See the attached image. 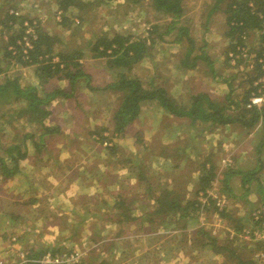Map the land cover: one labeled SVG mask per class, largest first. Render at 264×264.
<instances>
[{
  "label": "rangeland",
  "instance_id": "obj_1",
  "mask_svg": "<svg viewBox=\"0 0 264 264\" xmlns=\"http://www.w3.org/2000/svg\"><path fill=\"white\" fill-rule=\"evenodd\" d=\"M91 1L95 2V0ZM230 1L220 0L216 3L215 0H184V13L180 25L190 28V37L196 41L195 48H193L194 55L204 52L208 61L211 60L214 63L218 76L224 74L228 78H233L231 84L236 85L235 88L239 87L235 96L239 95L237 98L242 100L241 95L250 86L248 84L249 74L254 75L257 70L253 65V56L249 60H241V63L233 64L230 59L228 62L227 56H230L226 52L228 41L222 33L226 24L224 18L217 16V14H221ZM215 4L219 11L214 15L211 11V16L208 15V11ZM10 7L20 8L24 11V15L34 19L37 24L40 21V26L50 35H59L64 41L63 45L68 50L75 49L77 45L84 43L91 37L92 33L89 32L93 30L96 32L108 30L109 33L118 32L124 35L146 37L150 34L149 32L154 30L152 27L154 24L161 25L162 28L158 31H163L166 28V23L170 21L169 15L156 11L150 5V0H142L137 4L126 0H113L106 4L102 3L88 8L85 12L87 22L82 25L75 38L69 36V31L64 30L59 23L61 17L56 0H0V19L4 17L5 11ZM205 22H207V26H205ZM204 27H213L215 31L205 32ZM17 28H19L18 24L8 30L13 33ZM156 34L157 31L152 33V36L157 38V42L152 48L151 56L135 65L130 75L139 77L145 84L153 81L163 85L166 89L168 88L170 95L183 106L192 103L190 97L192 94L202 91L208 92L215 85V81L219 82L218 78L212 81L214 72L205 57L197 61L196 67L189 68L182 64L186 50L190 47L187 37L182 42H175L173 39L178 34L176 31L165 35L164 40L163 38L162 40L158 39ZM1 38L2 35H0V41ZM246 43L248 48L252 49L250 50L252 55L256 54V47L259 44L258 35L249 36ZM3 54L4 51L0 52V64L5 67L7 61L3 59ZM83 60L86 63V72L88 71L87 73L92 76L91 84L99 87L97 90L91 91L82 84L83 87L78 98L61 96L58 100L51 102L52 114L46 119V122L58 125L63 133H55L45 138L47 150L53 152L64 149L62 152L65 153L64 156L55 154V157H59L57 159L61 160L60 164L55 160L47 162L51 168L49 174H51L53 181H48V174L43 173L40 169H31V163L25 164L27 166H24L25 172L21 178L22 188H34L33 194L36 195L37 190L43 193L37 195L38 201L30 206L27 205V198L29 197L27 195L30 193L25 192L21 195L11 192L8 195V202H11L8 204L9 209L14 205L17 206L23 219L16 221L15 224L9 221L11 224L7 226L5 221L0 218V255L5 256L8 252L16 255L20 250L40 251L48 249V252H54L59 248L60 251L66 253H80L81 260L77 264H115L114 250L125 249L129 252L130 262L117 264H218V262H222L224 255L214 253L209 247L200 248L197 240L201 241L203 236L196 238L192 234L195 229L201 226L205 231H210L212 235L217 237L218 241L231 238V234L224 227L227 219L223 220L217 214H213L212 209L203 210L202 207L198 210L197 218L187 221H185L186 219L180 221L170 214H151V211L157 209L158 204L154 203L149 196L162 190L163 182L166 179H168V184L174 185V188H178L177 191L185 194L186 184L190 180L191 168L199 170L201 168L200 162L209 156L212 157L217 166L218 176L213 187L207 191L212 198L216 199L218 204H224L236 212L237 216L242 215L243 223L248 227L247 230L254 229L255 224L251 216L261 215L262 208L259 205L248 206L245 200L240 201L241 197L234 196L242 191L239 180L238 182H229L232 192L226 190L221 171L226 168L223 165L225 158L223 151L227 153L228 150L225 151L226 147L223 148L221 144L213 147L212 142H205L213 141L214 135H216L229 146V151L237 153L238 149H241V142L244 141L246 145L248 143L246 140H240L237 136H233L231 132L241 134V130L243 133H248L249 129L245 128L242 123L236 122L233 129L228 131L229 134L225 135L222 126L213 125L211 126L213 128L210 129L211 127L207 128L205 122H201L193 130L187 128L175 130L173 126L180 125V122L186 120L168 117L156 101L150 100L142 104L139 116L127 127V134H124L123 137L118 135L110 142L104 141L103 146H101L99 135L91 134L90 132L94 129L92 130L90 126L96 123L97 130L103 126L109 127L108 131H103L105 136L111 135L113 132L111 113L104 110L111 107L115 108L119 105V101L112 91L106 90L104 87L111 81H115L116 75L111 69H108L104 60L89 57ZM7 73L14 75L13 77L20 75V82L23 86L28 84L38 86L37 78L30 67H23L20 64L11 65ZM59 84L65 86L68 83L60 81ZM219 89L221 93L224 90V88ZM22 105H24L23 102H0V146L15 143V132L22 134L24 131L33 133L40 130L33 124L27 123V120L18 118L17 114L14 113V109ZM257 126L260 127L261 123L258 122ZM257 126L256 128H258ZM256 128H251V131ZM139 132L144 135L145 140L142 142H136L134 137ZM193 136H195L194 141L202 140L197 141L200 145L198 151L191 147L188 149V154L185 153L181 157L180 153L179 156H176L178 160L176 158L168 160L163 156V144H170V154H173L172 149L177 152V147L181 149L184 145H190L189 138ZM146 140L149 143L148 147L145 146ZM27 142L29 148L32 149V141ZM113 143L118 145L117 153H111L108 148H104L107 145H113ZM187 155L190 156L187 157ZM246 157L250 159L247 169L250 170L254 167L255 162L253 152ZM127 159L131 161H127ZM236 162L244 165L245 159L237 158ZM231 164L232 158L228 164L229 167ZM261 165L264 168V160ZM90 169L94 173L92 176H96L98 171H103V175L108 174L107 178L104 177L105 175L99 178V191L92 189L86 195L77 192L72 195L73 198H77L75 201L70 199L67 194L61 193V184L67 183L69 185L71 179L77 174L76 171H82L86 181V174H89ZM189 170L191 171L189 172ZM260 171L258 170L261 175ZM31 172L32 176H30ZM142 173L152 183L154 181L156 184L155 187L152 184L153 191H147L149 186H146L147 180H141ZM63 174H65V178H63ZM252 176L256 177L257 174ZM93 178L96 179L97 177ZM93 183H98V181L95 180ZM30 184L33 186L30 187ZM112 184H114V191H116L115 195L120 197L117 198L118 205L122 204L123 206L108 210L107 200L110 199V196L106 193L105 187ZM255 185L256 182L251 181L250 186L254 188ZM202 193L199 195L201 202L203 201ZM193 195L189 193L186 196L192 197ZM65 197L70 199L68 205L63 203L62 199ZM205 199L206 202L208 197ZM126 207L130 209L131 215L123 220L116 212L125 211ZM185 223H187V228L183 226ZM262 225L261 230L264 234V223L262 222L257 227ZM258 229L256 228L255 232L261 231ZM192 238L195 239L196 246L191 241ZM244 238L249 240V238ZM244 238L234 242V247L241 249L239 252L242 254L251 255L259 264H264V260H260L262 256H259L262 252L256 248L254 242L243 245ZM175 247L181 250L180 255L174 251ZM137 249L138 251L135 253L131 252V250ZM164 249L168 255L165 254ZM109 255L113 256V261ZM232 260L228 259V264H231L229 262Z\"/></svg>",
  "mask_w": 264,
  "mask_h": 264
},
{
  "label": "trees",
  "instance_id": "obj_2",
  "mask_svg": "<svg viewBox=\"0 0 264 264\" xmlns=\"http://www.w3.org/2000/svg\"><path fill=\"white\" fill-rule=\"evenodd\" d=\"M113 0H56L58 5V10L60 12L59 23L63 26L64 30L69 31L71 37L77 36L82 25L87 22V17L85 12L91 6H97L102 3H108ZM131 1L134 4L140 3L142 0H126ZM94 2V3H93ZM150 5L158 12H162L165 15H169L170 21L166 23V28L163 31H158L162 28L159 24H154L153 31L149 32L146 37L133 36L130 34H121L118 32L109 33L106 31L96 30L90 31L91 37L84 41V43L77 45L75 49H66L63 45V40L59 35H50L43 27L35 24L34 34H26V26L24 22H28L32 25L33 20L24 15V11L17 7H10L4 13V17L0 19V35H2L0 41V52L4 51L3 59L7 61V66H1L0 64V102L5 101H16L23 102L24 105L19 106L14 109V113L17 114L18 118H23L27 120V123L33 124L34 126L40 128L38 132H27L24 131L22 134L19 132L14 133L15 143L10 145H3L1 147L2 153L0 154V173L5 178H9L15 175L19 169L21 161L29 157L30 149L28 146L29 140L33 143V152L38 159L37 163L42 164L43 162V152L47 150V142L45 138L52 134L63 133L58 125L49 124L46 119L51 116L52 111L50 104L53 100H58L59 97L64 98H78L79 92L82 89V84L86 85L91 91L97 90L99 86H94L91 84V77L85 70L86 63L84 58H92L98 60H104L107 64L108 69L116 75V80L108 83L104 89L110 90L114 95L117 96L119 105L115 108L105 109L104 111L111 113L113 124L111 135H103V131H108L109 127L103 126L99 130L94 128L91 134L99 135V140L101 146L104 141H112L114 137L122 136L127 134V127L131 125L135 119L139 116L141 111V106L145 101L154 100L157 102L159 107L167 114L168 117H178L186 120L177 124L175 130H183L187 128L188 130H193L198 123L205 122L207 128L213 125H227L235 121H239L246 128L251 131V128L255 127L258 122L264 125V104L260 107L248 108L247 102L251 97L252 93L256 91L253 86V82L262 73V64L259 62L260 59H264V0H232L227 9V28L222 31L223 35L228 41L227 55L230 52L234 54H240L238 63L241 60H249L251 56L254 58L253 65L257 70L256 74H249L250 80L248 84L250 85L243 94L242 100H235L230 97V94L234 92V89L228 94L226 101L219 100V98L213 99L209 96L207 92H199L192 95V103L190 105H181L176 101L172 95H170L168 88L164 87L159 83L145 84L139 77L133 76L132 73L135 65L142 62L145 58L150 57L152 53V48L157 42V38L152 33L157 31L156 36L158 39L164 40V36L168 35L174 31L178 34L173 39L175 42H182L185 37L188 38V45L190 46L186 50L182 64L186 67L192 68L197 66V61L205 57L208 61V57L204 52L194 55L195 39H192L189 34L190 28L188 26L180 25L181 18L184 13V0H150ZM216 6H214L215 8ZM213 8V9H214ZM212 9V10H213ZM11 10H18L19 14L11 12ZM85 10V11H84ZM18 27L13 33L11 30L15 25ZM34 25V24H33ZM73 25H76L73 27ZM207 26V22H205ZM9 29V30H8ZM205 32L214 31L209 27H204ZM8 35V37H7ZM251 35H258L259 44L256 47V54L252 55L250 47L248 48L246 39ZM5 37V38H4ZM30 41L31 47H26V42L24 38ZM21 41V42H18ZM242 48L250 52L249 58L242 57ZM26 50V52H25ZM228 62L230 56H227ZM1 61V58H0ZM211 66V70L214 72V78H218L219 81L228 82L230 79L224 74L218 76L217 71L214 68V63L210 60L208 61ZM20 64L21 66L30 67L34 71V76L37 78L38 86L33 84L21 85L20 75L8 74L7 71L11 65ZM254 73V72H253ZM66 81L67 88H63L59 82ZM231 86V84L229 85ZM239 110V113L235 111ZM230 111V112H229ZM232 111V112H231ZM164 113V114H165ZM264 127V126H263ZM211 127L210 129H212ZM248 131V132H249ZM144 135L139 132L134 135L136 142H142ZM38 138V139H37ZM192 139V138H190ZM148 141L146 140L145 146L148 147ZM117 144L107 145L104 148H108L111 153H117ZM170 144H163V156L168 159L178 158L181 153V157L185 153L179 148L176 152L173 150V154H170ZM53 152L58 153L57 150ZM162 153V152H161ZM175 156V157H174ZM189 157V156H187ZM127 161H131L127 159ZM201 168L198 170L199 176L196 179V191L192 197H187L185 194L177 191L178 188H173L172 184H168V179L163 182V189L157 191V193L149 196L154 203L158 204L157 209L151 211L153 213H164L170 214L172 217H177L178 220H193L198 217V210L202 209H212L213 214H217L218 217L228 221L225 223L227 232L231 234V238L228 237L226 240L218 241V238L210 233V231H205L203 227H197L192 235L203 236L201 241L197 244L200 248L204 249L210 248L216 254L224 255L222 256L224 260L218 262V264H228V259H233L229 263L231 264H259L253 259L249 254H242L238 247H234V242L242 240L248 227L243 223V216H237L236 212H233L225 205H218L216 199L208 197L207 201L203 204L199 200V195L201 192L205 193L208 189L213 187L214 181L217 179V166L212 160V157H207L205 160L200 162ZM231 166V165H230ZM222 170V169H221ZM243 169H235L234 167L226 166L224 170L221 171L223 175V181L226 186V190L232 192L230 189L229 182L240 181V185L243 189L244 194H248L251 191H255L258 194L260 202L256 203L259 205L263 212L259 215L258 219H255L252 215V221L255 224L254 229H250L253 232L256 228L262 229L263 225L260 227L262 222L264 223V177L259 174L258 170H248L242 171ZM235 174L241 175L240 177L234 176ZM253 174H257L253 177ZM264 174V173H263ZM191 179V177H190ZM234 179V180H232ZM141 180L149 186L147 191H153L151 180L141 174ZM150 180V181H149ZM255 181V188H252L251 181ZM156 184H154V187ZM149 191V192H150ZM242 194V193H241ZM241 194L234 195L235 197H241ZM120 198L119 196L117 197ZM116 198V206L118 205V199ZM129 208L126 207L125 211L116 213L124 219L130 217ZM149 214V215H151ZM132 219V217H131ZM187 228V223L183 224ZM184 228V229H185ZM233 234V235H232ZM242 237H240L239 236ZM252 237L247 240L242 241L243 245L246 243L254 242L256 248L261 251L263 255L260 260H264V239ZM193 244H195V239L192 238ZM222 242V243H220ZM246 247V246H244ZM54 248V246H53ZM179 248V247H178ZM197 248V247H195ZM244 250V249H243ZM32 257L38 259L48 252L47 250L34 251L31 250ZM60 249L57 248L52 253L59 252ZM248 253V249H247ZM27 264H38V263H27Z\"/></svg>",
  "mask_w": 264,
  "mask_h": 264
},
{
  "label": "crops",
  "instance_id": "obj_3",
  "mask_svg": "<svg viewBox=\"0 0 264 264\" xmlns=\"http://www.w3.org/2000/svg\"><path fill=\"white\" fill-rule=\"evenodd\" d=\"M219 1L220 0H215L216 3L219 2ZM228 5H229V3L227 4L226 8L224 9V11H222L221 14H217V16H221V17L224 18L225 24H226V26H225L226 28H227V23H226L227 22L226 21L227 12H226V9H227ZM214 6H216V4L212 6V9L214 8ZM212 9L208 11V15H210V16L212 14L211 11H213V15H214V13H216V12L219 11V8L218 7L217 8L215 7L213 10ZM211 29L214 30L213 27ZM225 29L223 31H225ZM212 79H213L212 81L217 80L216 78H213V77H212ZM217 83H219V84L216 85ZM230 84H231V79L228 82H226V81L216 82L215 81V85H213L212 89H210L207 93L213 99L219 98V100H225L226 101L227 96H228L230 90L232 91L234 89V92H232V94H230V97L232 99H235V100L239 99V98H237V97H239V95H236L235 96V92L239 90V87L238 88H235L236 85H232V84H231V86H229ZM62 87L63 88H67V84H65V86L63 85ZM219 88H221V90L224 88V90H223L222 93L219 92L220 91ZM203 92H205V91H203ZM243 94L241 95L242 97H243ZM192 95H194V94H192ZM192 95L190 97H192ZM235 112L236 113H239V110H236ZM72 120H74V117H72ZM236 122H239V121L233 122L234 124L233 123H230V124H227V125H223L222 126L224 128L225 135H228L229 134L228 131L230 132V130L233 129V125H235ZM95 124L96 123H93L90 126V128H92V130L96 127ZM256 126H255V128H256ZM263 126H264L263 124H261L260 127L257 126L258 128L252 129V131H250V133L249 132L248 133H243V132H241V130H240V133L241 134L235 133V132H231V134L233 136H237V138L240 139V140L241 139L242 140H246L247 143H248L246 145V143L244 141L241 142L240 143L241 149H238L237 153H235V151H229V146L226 145L225 142H222V139H219V137H217L216 135H214V138L215 139L213 141L208 140V141H205V142H212L213 143L212 144L213 147H215L216 145H220V144H221V146L223 148L226 147L225 148V151L228 150V152L226 153V152L223 151V154H224L223 157L231 156V158H232V164H231V166L234 165L232 167H234L235 169H240L241 167H244V168H242L243 169L242 171H248L247 169H248V165L250 164V159H249V157H246V156L251 155L252 152H253L254 158H255V160H254L255 162H254V167L252 168V170H255V169L256 170H258V169L261 170V169H263L262 172L264 173V168H262V165H261L262 164V161L264 160V127ZM177 133H179V132H177ZM190 138H192V139H190ZM190 138H189L190 145H184L183 147H181V150L184 153H187V154L189 153L188 152V149H190L191 147L194 150H197L198 151V148H199L200 145L198 144L197 141H202V140L194 141L195 136L190 137ZM193 141H194V143H191ZM254 141H255V143H254ZM253 144H255V145L252 147ZM32 150L33 149H30L29 157L27 159H24V160L21 161V164L19 165V169H18V171H17V173L15 175H13V176H11L9 178H5L0 173V218H2L5 221V223L7 224V226H9L11 223L12 224H15L16 221L23 219V217L18 212L17 206L14 205L10 209L8 207V204L11 203V202H8V195L11 192H14L15 194H21V195L24 194L25 192L30 193V195L29 194L27 195V196H29L27 198L28 199V201H27V205L28 206H30L33 203L37 202L38 199H39L38 196L43 193L42 191L37 190V192H38L37 193L38 196H37L36 194H33L34 188H32V189H30V188H28V189L27 188H22L23 185H21V182H22L21 181V178H22V175L25 172V167L27 166V165L25 166V164L31 163L30 164V168L31 169H34V168H36L37 170L40 169L43 173L48 174V181H53L52 180V177H51V174H49L51 168H50L49 165H47V162L49 160H55V162H57L58 164H60L61 160H58L57 158H59V157H55V154L56 155H61L62 154L64 156V153H65V152H62V151H64V149H59L58 150V153L51 152L48 149L47 152H44V154H43V158L44 159H43L42 162L44 164L43 163L40 164V163H37L38 159L36 158V156L34 155V152ZM187 156H190V155H187ZM211 156H212V153H211ZM237 158H239V159H245V163H243L244 165H241V164L237 163L236 162L237 161ZM168 160H170V159H168ZM247 162H248V164H247ZM63 170H65V169H63ZM191 170H189V172L191 171L190 172V176H189V177H191V179L189 180L188 184H186L187 189L185 188V192H186L185 194L186 195L189 194V193L190 194H194L195 191H196V185L195 184H196V179L199 176V172H198L197 169L194 170L193 168H191ZM76 173L77 174L75 175L74 178L71 179V183L69 185L67 183H63V185L61 184V186H60L61 193L67 194L70 197V199H73L74 201L77 200V198H73V196H72L73 194H76L77 192H80L83 195L84 194L86 195L87 193H90V190H92V189H97L99 191L100 190L99 178L101 176H104V175H105L104 176L105 178L108 177V174L107 173H105L104 175L102 174L103 171H98L96 173V176H92L94 173H92V169H90L89 170V174H86V179L87 180L85 181L84 175L82 174L83 173L82 171H76ZM263 173H262V175H263ZM31 174H32V172L30 173V176H32ZM40 174L41 175H44L42 173H40ZM59 176H60V174H59ZM234 176H237V177H240L241 178V175H238V174H235ZM65 177H66L65 174H63V178H65ZM93 177H97V178L94 179ZM95 180L98 181V183H93ZM32 186H33V184H30V187H32ZM173 188H174V185H173ZM105 190H106V193L110 196V199L107 200V205H108L107 206L108 207L107 209L109 210V208H112V209L117 208V206H116V198L118 196L115 195L116 194V191H114V184L106 186L105 187ZM241 193H240L241 194L240 201L245 200V202L247 203L246 205H248V206L253 205V207H254V206H256V203L260 202L259 196H258V194H255V191H251L248 194H244L243 193V189H242ZM70 199L68 197H65L62 200H63V203L65 205H68ZM76 202H78V201H76ZM19 210L21 211V209H19ZM136 251H138V249L135 250V251L134 250H131L132 253L133 252L135 253ZM174 251H177L176 254L178 253V255H180V251L181 250H178L175 247L174 248ZM164 252H165V249H164ZM114 253H115V257H113L111 255H109V256H110V258H111L112 261H113V258L115 259V261H116L115 264H117L119 262H121V263H129L130 262L129 252H127L125 249H116V250H114ZM132 253H131V255H132ZM165 254L168 255L166 252H165ZM126 258H128V259H126ZM124 259H126V260H124Z\"/></svg>",
  "mask_w": 264,
  "mask_h": 264
},
{
  "label": "built area",
  "instance_id": "obj_4",
  "mask_svg": "<svg viewBox=\"0 0 264 264\" xmlns=\"http://www.w3.org/2000/svg\"><path fill=\"white\" fill-rule=\"evenodd\" d=\"M11 12H14L15 14H19L18 10H11ZM33 20V24L31 25L28 20L24 22V25L26 26V34H33V37H36V34H34V27L35 24H37L36 21ZM264 34V31H263ZM27 40V37L24 38ZM21 42V41H18ZM26 47H31V43L29 40L25 41ZM26 52V50H25ZM243 55L242 57L247 58L248 53L247 50L242 48ZM240 54H234L233 52H230V61L232 60V63L235 64L238 63ZM259 62L262 64V70L263 73L254 80L253 86L255 87L256 91L252 93L251 97L249 98L247 102V107H260L264 104V59H260ZM231 162V157L227 156L223 159V165L227 166ZM201 197L203 199L202 202H205V197H211L208 191L201 194ZM218 204V203H217ZM219 205V204H218ZM224 205V204H220ZM256 216V217H255ZM256 219L259 218V215H254ZM261 230V229H258ZM262 233V230L259 232H253V235L255 238L264 239V234L260 235ZM246 238H253L252 231L247 230L246 235H244ZM253 238V239H255ZM32 251L28 250H20L15 254H12L11 252H8L7 255L3 256L0 255V264H27V263H38V264H77L81 260V254L80 253H66L64 251H59L57 253L47 252L45 255L38 259H34L31 255ZM15 255V256H14ZM263 255V254H261Z\"/></svg>",
  "mask_w": 264,
  "mask_h": 264
}]
</instances>
